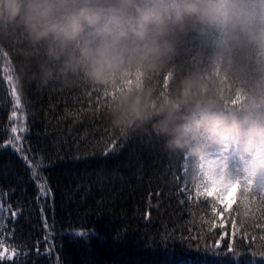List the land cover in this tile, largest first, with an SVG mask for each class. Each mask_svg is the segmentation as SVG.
<instances>
[{
	"label": "clouds",
	"instance_id": "9594fccd",
	"mask_svg": "<svg viewBox=\"0 0 264 264\" xmlns=\"http://www.w3.org/2000/svg\"><path fill=\"white\" fill-rule=\"evenodd\" d=\"M6 47L23 77L86 86L110 127L184 156L209 230L219 211L264 220V0H0Z\"/></svg>",
	"mask_w": 264,
	"mask_h": 264
},
{
	"label": "trees",
	"instance_id": "16d2710c",
	"mask_svg": "<svg viewBox=\"0 0 264 264\" xmlns=\"http://www.w3.org/2000/svg\"><path fill=\"white\" fill-rule=\"evenodd\" d=\"M22 63L0 52V264H264V220L238 230L217 209L209 230V198L188 183L184 156L110 127L88 87L40 86ZM14 135L23 153L2 147ZM38 183L50 189L39 201Z\"/></svg>",
	"mask_w": 264,
	"mask_h": 264
},
{
	"label": "snow or ice",
	"instance_id": "6c2138e0",
	"mask_svg": "<svg viewBox=\"0 0 264 264\" xmlns=\"http://www.w3.org/2000/svg\"><path fill=\"white\" fill-rule=\"evenodd\" d=\"M15 95V94H14ZM98 101H99V107H104V99L105 97H103L101 94H98L97 97ZM14 105L16 107H14L13 112H12V116L10 117V119H18L17 117V108L19 106L20 103V98L18 95H15V99L13 101ZM99 107L97 110H99ZM12 133H17L18 131H26V129L24 128H17V127H12L11 129ZM21 140V136L19 135H14L12 138L9 139L8 144L2 146L4 149H6L7 147H11L12 149L15 150V152H19V153H23L24 150L21 147H18V142ZM118 145H114L113 149H112V153L111 154H115V152L118 150ZM21 159L27 164L28 166V170L32 172V176L36 179V180H41V177L36 175L35 171H33L34 165L30 162L29 157L27 155H21ZM37 189H38V195H37V200L39 201V199L41 197H45L47 195V193L50 191V189H47L45 187L44 183H38L37 184ZM197 195H202L205 197H210L212 196V192L211 191H200L198 189L197 191ZM225 199H227V197H225ZM78 235L83 236L84 233L82 232H77ZM0 246H2V244H0ZM229 250H231V245H229ZM0 258H3V253H0ZM9 259H11V256L8 257Z\"/></svg>",
	"mask_w": 264,
	"mask_h": 264
},
{
	"label": "rangeland",
	"instance_id": "374dc122",
	"mask_svg": "<svg viewBox=\"0 0 264 264\" xmlns=\"http://www.w3.org/2000/svg\"><path fill=\"white\" fill-rule=\"evenodd\" d=\"M202 191V190H201ZM202 196V195H201ZM202 197H204V198H207V197H205V196H202ZM220 219H222V216L220 217ZM220 245V244H219ZM13 257V255L11 256V258Z\"/></svg>",
	"mask_w": 264,
	"mask_h": 264
}]
</instances>
